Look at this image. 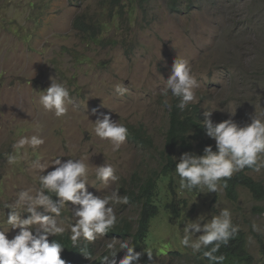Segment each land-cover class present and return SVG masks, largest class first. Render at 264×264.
<instances>
[{
	"label": "rangeland",
	"instance_id": "374dc122",
	"mask_svg": "<svg viewBox=\"0 0 264 264\" xmlns=\"http://www.w3.org/2000/svg\"><path fill=\"white\" fill-rule=\"evenodd\" d=\"M187 4L192 5L190 10ZM180 6L174 11L167 0H151L142 8L122 5L119 10L124 19L115 16V9L110 19V7L101 8L98 0H0V230L8 231L9 239L19 229L6 224L9 210L5 205L13 204L19 191L41 187L37 177L42 170L32 167L34 160L49 168L46 172L53 170L56 159L83 160L89 165L87 190L102 197L112 191L124 196L133 175L158 170L168 122L165 102L170 100V91L165 96L161 90L176 56L189 61L201 84L195 90L198 103L190 104L199 105L202 122L208 110L216 111L211 117L214 123L229 119L234 110L232 118L241 125L250 123L253 115L264 118V0H182ZM80 14L91 22L109 21L97 41H86L72 29ZM54 77L53 82L62 83L73 100L67 105V115L59 118L39 102L38 92L46 90ZM119 83L127 86L126 94L115 90ZM102 115H110L125 127L143 126L155 150L143 153L127 141L119 151H111L110 143L98 138L90 123ZM33 135L45 143L36 149L13 147L20 138ZM9 155L16 156L14 163L8 162ZM102 164H110L119 177L108 188L95 175L94 166ZM248 175L264 186V169ZM176 184V197L187 207L177 219L161 212L151 221L143 252L152 253V262L190 264L187 259L197 253L180 244L185 220L204 216L207 222L228 209L245 235L254 264L263 263L258 247V239L264 242L262 202L254 201L242 188L237 201L231 202L223 189L191 193ZM155 191L162 200L171 193L166 179L156 181ZM110 206L117 220L132 222L138 216L139 208L130 202ZM16 210L22 218L29 215L23 208ZM58 222L71 236L69 226L75 218L68 208ZM253 225L259 231H253ZM114 240L104 236L92 242L96 256L108 255L109 244L115 251L122 242L130 245V239ZM156 246L171 252L158 256ZM125 251L117 253V261ZM176 252L182 257L169 258Z\"/></svg>",
	"mask_w": 264,
	"mask_h": 264
},
{
	"label": "clouds",
	"instance_id": "9594fccd",
	"mask_svg": "<svg viewBox=\"0 0 264 264\" xmlns=\"http://www.w3.org/2000/svg\"><path fill=\"white\" fill-rule=\"evenodd\" d=\"M54 79L55 77L50 78V86L46 90L38 92L39 102L46 111L52 112L59 118L67 115V105L72 104L73 100L69 90L62 83L53 82ZM164 84L165 88L161 90V94L167 96L170 91L169 97L172 95L179 98L177 107L181 111L193 105L199 107L198 104H190L198 103L195 90L199 89L201 84L192 74L188 60L176 56L172 63L171 75L164 81ZM115 90L120 95L128 92L124 83L117 84ZM165 106L171 109L167 101ZM213 112L216 111L203 112L202 124L206 139L211 140L216 150L213 151V147L208 145L203 150H195L202 155L184 152L176 158L173 157L174 160L179 159L175 165V172L179 177L177 183L181 190L194 193L197 189H206L208 193H215L227 187V180L236 172L245 168L255 172L264 169V118L253 115L250 117V123L241 125L232 118L235 116L234 110L228 113L229 119L214 123L211 119ZM95 113L96 110L93 109L92 114L95 115ZM90 123L94 125L95 135L110 143L111 151H119L121 146L127 142L128 129L118 121H114L110 115L98 116L94 123ZM192 134L191 132L190 135ZM44 143L45 140L42 137L33 135L20 138L13 147L23 149L27 145L36 149ZM153 143L155 147L154 140ZM15 160L16 156H8L9 163H14ZM32 167L42 170V174L37 177L41 187L19 191L16 193V201L5 205V208L9 210L6 224L11 229H19V231L9 239L8 231L0 230V264H66L70 257L64 253V246L57 241L53 240L50 243L48 240L49 236H52L51 238L62 234L70 236L69 233H64L67 229L58 222L65 208H68L75 218V223L69 226L73 246L85 243L91 249L90 256L84 253V256L88 258V264H97L100 261L101 264H156L151 261L153 258L151 252H143L150 225L146 237L139 242L140 252L132 246L133 231L131 229V237L127 238L130 239V245L126 242L120 245L119 251L126 250L122 259L117 261L116 256L119 251L113 250L112 244L108 245L110 250L108 255L96 256L92 242L104 236L113 241L114 239L126 241V239L110 237V234L113 230L128 227L129 223L134 229L138 216L132 222L117 220L115 209L110 205L129 203V198L118 195V191H112L109 195L102 197L87 190L89 165L83 160L56 159L52 162L53 170L47 172L49 168H45L39 160L32 161ZM94 167L97 179L103 183L105 188L119 180L115 174L116 170L110 164ZM50 194H54L55 199ZM178 201L184 200L175 198L171 193L163 200L156 197V204L164 209L159 208L158 215L153 220L157 219L161 212L167 215L165 205L176 207ZM68 205H71V208ZM186 207L187 205L181 204V211ZM17 208H23L29 214L27 218H22ZM182 216L184 217L183 212ZM168 217L171 219L170 216ZM203 217L200 216L195 221L185 220L182 230L184 235L180 239V244L185 248H190L194 254L212 245L208 251L203 252V256L213 264H222L224 257L216 256L214 253L219 251L221 245L227 246L228 242L238 233L239 226L233 223L232 214L228 209H222L219 215L212 216L207 222H204ZM253 231H259L256 225H253ZM249 240L252 241V237H249ZM168 249L163 250L160 246H156V254L164 256L171 252ZM81 251L84 250L81 249ZM181 257L182 255L177 252L170 253L169 256V258ZM187 261L195 264V256L194 258L191 256Z\"/></svg>",
	"mask_w": 264,
	"mask_h": 264
},
{
	"label": "trees",
	"instance_id": "16d2710c",
	"mask_svg": "<svg viewBox=\"0 0 264 264\" xmlns=\"http://www.w3.org/2000/svg\"><path fill=\"white\" fill-rule=\"evenodd\" d=\"M151 0H98V5L101 8L106 6L110 7L109 18H114L112 12L115 9V16L123 18L121 11L119 10L122 5L134 6L150 5ZM172 10H180L182 0H167ZM189 3V1H186ZM185 3V2H183ZM186 4V3H185ZM187 10L192 8V5H185ZM113 19L111 20V22ZM108 22L101 21H87L86 15H77L72 22V29L85 38L86 41L95 42L97 37L100 36L105 29ZM171 105V109L167 107L168 124L165 131L164 143L162 149L159 151V169L158 171L149 172L146 176L139 175L134 177V181L128 185V189L124 196L129 198V202L132 205L139 206V215L136 220L135 228L129 223V226H124L123 229L113 230L110 237L127 239L131 237V229L133 231V243L132 246L136 251L140 252L139 242L146 237L149 225L151 221L158 215L159 205L156 204V197L158 196L155 191L156 181L166 179L167 188L170 189L171 194L175 196L174 184L179 180L175 172V165L179 159L174 160L173 157H178L184 152L193 153L196 149H204L205 146L211 145L213 151L215 146L212 145L210 139H206L205 131L199 114V107L193 105L187 107L184 111H181L177 105L179 98L170 96V100L167 102ZM128 129L127 141L134 148L142 151H153L154 143L152 137L148 134V131L143 126H126ZM191 132L193 133L192 135ZM254 172L252 169L245 168L239 172L233 174V176L227 180V187H224L225 197L231 202H236L238 198V189H245L250 193L254 201L262 202L264 204V186L255 181L248 173ZM162 176V177H161ZM174 177V178H173ZM178 185V184H177ZM55 199L54 194H50ZM185 201H178L176 207L171 205H165L167 215L171 219H176L181 212V204L184 205ZM169 206V207H168ZM164 209V208H163ZM125 222V220H123ZM130 227V228H129ZM51 243L53 240L61 243L65 250L64 253L70 258L66 264H88L84 253L91 255V249L85 243H79L74 247L70 236L68 234L54 236L48 239ZM212 245L208 248L202 249L200 253L195 255V264H213L207 258L203 256L204 251H208ZM259 253L264 255V242L258 239ZM81 249L84 251L82 252ZM216 256H223L224 260L222 264H254L253 257L248 253L245 235L242 231L238 233L228 242L227 246L221 245L218 252L214 253ZM202 259H199L202 257ZM73 257V259L71 258ZM61 258V256H60ZM264 258V256H263ZM264 264V259L262 261ZM97 264H101V261Z\"/></svg>",
	"mask_w": 264,
	"mask_h": 264
}]
</instances>
